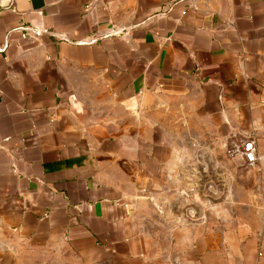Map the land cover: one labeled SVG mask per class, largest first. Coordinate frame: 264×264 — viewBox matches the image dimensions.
Instances as JSON below:
<instances>
[{
	"label": "crops",
	"instance_id": "0c3cea01",
	"mask_svg": "<svg viewBox=\"0 0 264 264\" xmlns=\"http://www.w3.org/2000/svg\"><path fill=\"white\" fill-rule=\"evenodd\" d=\"M200 115L264 158V0H0V226L21 242L83 264H264V235L153 217L179 181L173 128Z\"/></svg>",
	"mask_w": 264,
	"mask_h": 264
},
{
	"label": "rangeland",
	"instance_id": "374dc122",
	"mask_svg": "<svg viewBox=\"0 0 264 264\" xmlns=\"http://www.w3.org/2000/svg\"><path fill=\"white\" fill-rule=\"evenodd\" d=\"M171 139L182 144L174 151L178 159L173 172L179 181L172 183L167 213L159 211L153 217L182 220L185 227L200 236L214 233L217 237H262L264 158L249 165L230 156L227 148L238 140L215 132V127L202 115L174 127ZM158 201L159 198L151 199L153 208ZM161 230L159 227L155 231ZM167 230L163 227V231ZM5 250L12 253L8 256L10 264H83L65 246H33L0 226V253Z\"/></svg>",
	"mask_w": 264,
	"mask_h": 264
},
{
	"label": "built area",
	"instance_id": "2783aa9c",
	"mask_svg": "<svg viewBox=\"0 0 264 264\" xmlns=\"http://www.w3.org/2000/svg\"><path fill=\"white\" fill-rule=\"evenodd\" d=\"M25 29V26H23ZM28 31L25 29L22 36L26 37ZM227 152L232 157H240L245 164H255L259 157L257 154L256 141L252 137H246L241 140L235 141L232 146L227 148Z\"/></svg>",
	"mask_w": 264,
	"mask_h": 264
}]
</instances>
